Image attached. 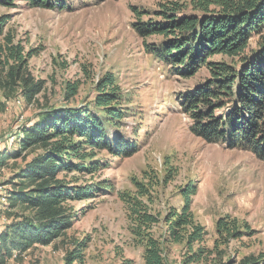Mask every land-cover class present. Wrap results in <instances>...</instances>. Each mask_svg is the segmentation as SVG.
Returning a JSON list of instances; mask_svg holds the SVG:
<instances>
[{
	"label": "rangeland",
	"instance_id": "374dc122",
	"mask_svg": "<svg viewBox=\"0 0 264 264\" xmlns=\"http://www.w3.org/2000/svg\"><path fill=\"white\" fill-rule=\"evenodd\" d=\"M164 1L66 0L61 10L46 11L28 9L16 0L13 8L1 11L10 17L6 30L14 44L32 52L26 70L34 82H43V89L31 103L21 90L9 99L0 92V194L9 191L10 179L41 152L33 148L13 158L18 141L8 147L5 137L18 127H31L45 109L85 108L98 114L95 83L107 72L118 77L123 97L112 107L124 116L107 124V132L136 148L127 158L97 154L95 160L105 165L92 175L61 173L59 179L78 186L108 181L111 190L69 202L75 213L71 229L6 264H144L148 238L159 243L164 264H238L246 256H264V164L247 152L207 145L190 135L180 98L206 79V72L180 77L146 53L159 38L141 39L132 30L133 8L150 18ZM71 85L77 91L67 101L65 90ZM190 184L195 191L190 212L205 235L192 247V252L202 250L200 259L188 263L185 243L167 239V221L181 212V190ZM133 210L156 222L139 224ZM8 212L6 199L0 203L4 228L12 222ZM14 212L22 213L19 208ZM220 219L235 224V239L225 241L217 234ZM75 244L83 245L81 259L66 262L79 249Z\"/></svg>",
	"mask_w": 264,
	"mask_h": 264
},
{
	"label": "trees",
	"instance_id": "16d2710c",
	"mask_svg": "<svg viewBox=\"0 0 264 264\" xmlns=\"http://www.w3.org/2000/svg\"><path fill=\"white\" fill-rule=\"evenodd\" d=\"M19 1L28 9L52 11L61 10L66 0ZM15 2L0 0V92L9 99L21 90L25 102L31 103L42 91L43 82H34L27 72L32 52L25 53L14 44L6 30L10 17L1 12L13 8ZM132 12L136 19L131 27L139 38H159L158 44L146 49L154 60L184 79L201 69L207 74L180 98L190 135L207 145L247 152L264 164V0H165L150 18L134 8ZM215 57L221 60L213 61ZM117 83L118 77L109 72L95 83L93 104L98 114L85 108L45 109L31 127H22L13 158L33 148L41 152L8 182L7 216L12 222L0 233V264L34 246H48L71 229L75 213L69 202L111 190L108 181L78 186L59 179L61 173L92 175L105 165L95 160L97 154L127 158L135 153L129 141L107 132V124L124 117L112 107L120 105L123 97ZM65 91L68 101L76 95L77 86H67ZM193 189L190 184L181 190L182 210L167 221V239L185 243L188 263L200 259L202 250L192 252V247L205 235L190 212ZM17 208L22 212L19 215L14 212ZM133 213L139 224L156 222L137 210ZM216 232L225 241L238 236L235 224L222 219L216 223ZM75 246L79 249L66 262L81 259L83 245ZM161 253L159 243L148 238L144 264H164ZM238 264H264V256H246Z\"/></svg>",
	"mask_w": 264,
	"mask_h": 264
},
{
	"label": "built area",
	"instance_id": "2783aa9c",
	"mask_svg": "<svg viewBox=\"0 0 264 264\" xmlns=\"http://www.w3.org/2000/svg\"><path fill=\"white\" fill-rule=\"evenodd\" d=\"M19 134H20V127L16 128L13 132L9 133L5 137L3 144L7 145L8 147L13 146V144L17 143V141L19 139ZM1 189H2V187H0V191H1ZM8 193H9V191L4 192V194H2V195L0 194V201L1 202H3V203L5 202L6 203V199H8ZM14 257L15 256H13V258Z\"/></svg>",
	"mask_w": 264,
	"mask_h": 264
},
{
	"label": "crops",
	"instance_id": "0c3cea01",
	"mask_svg": "<svg viewBox=\"0 0 264 264\" xmlns=\"http://www.w3.org/2000/svg\"><path fill=\"white\" fill-rule=\"evenodd\" d=\"M2 223V222H1ZM3 224V223H2ZM4 227L0 226V233L3 232Z\"/></svg>",
	"mask_w": 264,
	"mask_h": 264
}]
</instances>
